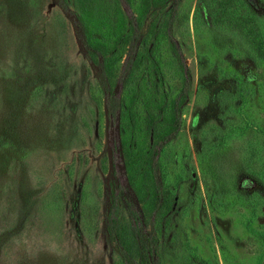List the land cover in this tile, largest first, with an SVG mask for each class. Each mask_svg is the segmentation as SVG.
I'll use <instances>...</instances> for the list:
<instances>
[{
    "label": "rangeland",
    "instance_id": "1",
    "mask_svg": "<svg viewBox=\"0 0 264 264\" xmlns=\"http://www.w3.org/2000/svg\"><path fill=\"white\" fill-rule=\"evenodd\" d=\"M230 2L0 0V264H127L114 199L155 264H264V0Z\"/></svg>",
    "mask_w": 264,
    "mask_h": 264
},
{
    "label": "trees",
    "instance_id": "2",
    "mask_svg": "<svg viewBox=\"0 0 264 264\" xmlns=\"http://www.w3.org/2000/svg\"><path fill=\"white\" fill-rule=\"evenodd\" d=\"M231 0H226L228 4H230ZM81 30L85 32L84 26L80 25ZM241 28V25H240ZM132 30L134 33L133 38V44L137 41V35H138V26L135 20H133ZM251 32L248 31V34ZM85 36V35H84ZM83 44L88 51L92 55L93 58H97V56L101 55V50L97 45H94L91 43L86 37L82 40ZM251 43H257L255 39H251ZM132 44V45H133ZM127 69L124 71V75L126 74ZM110 78L105 75V78L102 79L103 83V89L104 92L107 94V109L110 117H115L117 114V111L119 109V99L116 95L113 94V88L110 84ZM183 95L185 93H182ZM181 116L179 113L176 114L175 122L171 124V129L167 135L163 137V140L168 142L171 139H173L177 133L179 132L182 121ZM149 126L152 130V133L157 135L156 133V123L153 118L149 119ZM161 191L158 190L155 195H157V209L161 208V202H162V196ZM128 214L131 219V224L129 228L131 231L127 235L125 231L124 226L122 225L121 219L118 214V204L117 199H114V202L112 204V207L110 209V216L108 218V232L110 237L119 245V251L120 254L127 264H155L154 256H153V250L154 246L151 243H147L142 235L141 231V225H140V216L139 212L135 206V203L132 201L128 202ZM127 237V238H126ZM135 255L139 256L141 258L140 263L136 262Z\"/></svg>",
    "mask_w": 264,
    "mask_h": 264
},
{
    "label": "flooded vegetation",
    "instance_id": "3",
    "mask_svg": "<svg viewBox=\"0 0 264 264\" xmlns=\"http://www.w3.org/2000/svg\"><path fill=\"white\" fill-rule=\"evenodd\" d=\"M112 118V117H111Z\"/></svg>",
    "mask_w": 264,
    "mask_h": 264
}]
</instances>
